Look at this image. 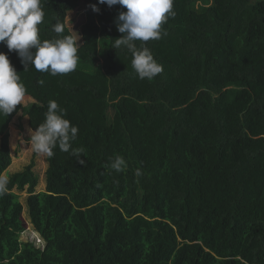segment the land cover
<instances>
[{"label": "trees", "instance_id": "16d2710c", "mask_svg": "<svg viewBox=\"0 0 264 264\" xmlns=\"http://www.w3.org/2000/svg\"><path fill=\"white\" fill-rule=\"evenodd\" d=\"M41 6V40L62 38L53 26L85 6L79 39L98 43L99 52L80 56L75 71L52 76L32 66L25 71L17 53L0 43L32 99L0 114V178L12 165L13 120L27 118L34 131L51 100L78 128L71 149H83L85 163L57 147L46 155V189L39 193L34 163L7 174L0 264H264V1L173 0L175 14L162 24L161 38L135 42L162 66L152 79L138 77L126 48H113L122 36L114 21L126 9L98 0ZM117 95L122 156L127 165L142 163L141 174L129 168L124 183L108 182L107 169L92 157L112 130ZM106 185L116 186V203L128 187L123 204L133 216L105 199ZM24 191L41 245L21 241Z\"/></svg>", "mask_w": 264, "mask_h": 264}, {"label": "clouds", "instance_id": "9594fccd", "mask_svg": "<svg viewBox=\"0 0 264 264\" xmlns=\"http://www.w3.org/2000/svg\"><path fill=\"white\" fill-rule=\"evenodd\" d=\"M101 5L121 6L114 23L122 36L115 39L113 48H126L132 54V68L140 79H152L162 72V66L154 59L147 46L137 47L136 41L147 42L160 39L161 26L169 16H174L173 0H98ZM92 11L99 13L97 5ZM41 0H0V43L15 51L21 62L35 70L52 76L68 74L76 70L79 61V45L71 36L41 40L38 26L43 22ZM55 33H62V24L53 26ZM166 35V33H164ZM33 49L35 51H33ZM40 84L44 82L39 81ZM26 96L25 85L12 66L8 55L0 52V114H11ZM66 110L55 100L48 103L45 120L33 131L29 129L31 147L37 154L54 155V149L69 152L78 128L65 118ZM83 149H71V155L80 159ZM127 164L123 156L114 154L105 165L106 169L122 171ZM137 175L140 171L137 170ZM6 181L0 178V190Z\"/></svg>", "mask_w": 264, "mask_h": 264}, {"label": "rangeland", "instance_id": "374dc122", "mask_svg": "<svg viewBox=\"0 0 264 264\" xmlns=\"http://www.w3.org/2000/svg\"><path fill=\"white\" fill-rule=\"evenodd\" d=\"M254 3L264 1V0H252ZM85 6H80L78 9L70 13L68 16H64L61 18V24L63 27L62 33L60 35L63 36H71L79 45L78 47V55L80 56H87L88 54L92 53H98L99 52V44L96 43L93 46H85L81 44L80 36L78 34L79 30L81 29V26L84 22V10ZM79 36V37H78ZM116 101H111V107H110V119L112 124V130L111 132L105 134L103 138L101 139V142L99 143L98 148L92 153V157L96 160H99L102 165H106L109 162V159L114 156V154L123 155L126 150V143L125 139L122 137L120 132V123L122 119V112L120 113L119 107H118V95L116 96ZM32 102V99L30 97H25L22 100V104L25 106H28ZM21 115H19L17 118H15L10 126V149H11V155H12V165L7 170L6 173L2 175L1 178H3L5 181L7 179V174L11 175L18 171L23 170L26 166H28L30 163H34L33 170L38 175L39 178V185L36 189V192H43L46 189V183H45V171L47 168V161H46V155L37 154L33 148L31 147V141H30V134H29V126H28V120L27 118H23L21 120ZM168 153V151H166ZM128 155V154H127ZM168 155V154H167ZM168 158V156H167ZM169 159V158H168ZM171 159V158H170ZM140 161H130V165H127L126 168H124L120 172L113 171L111 169H107L108 171V182L116 179L119 177V179L123 180L124 183V176H126L129 172H136L141 167ZM130 168L129 172L127 170ZM131 185V184H130ZM128 186V183L127 185ZM110 190V194H106V190ZM117 188L116 186L108 187L106 185L104 187V194L105 199L111 202L114 206H120L124 211V214L126 217H130L133 215H129L124 208L123 200L126 201L128 198V187H123L120 194V199L118 203L114 202V198L116 195ZM17 193V192H16ZM138 193V192H137ZM20 194V201L24 206L23 211V220L25 223V232L21 236V241H35L36 244L41 245L43 244L42 240L40 239L39 235L36 234L33 230L32 225L30 224L28 220L27 215V207L25 204V201L28 197V194L26 191L19 193ZM114 197V198H113ZM137 211H135V214Z\"/></svg>", "mask_w": 264, "mask_h": 264}]
</instances>
